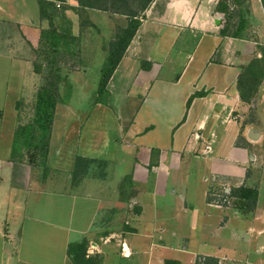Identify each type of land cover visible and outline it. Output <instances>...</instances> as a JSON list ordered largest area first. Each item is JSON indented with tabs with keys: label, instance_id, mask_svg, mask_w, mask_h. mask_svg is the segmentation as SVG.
<instances>
[{
	"label": "crops",
	"instance_id": "0c3cea01",
	"mask_svg": "<svg viewBox=\"0 0 264 264\" xmlns=\"http://www.w3.org/2000/svg\"><path fill=\"white\" fill-rule=\"evenodd\" d=\"M220 1L153 0L107 105L74 122L56 105L42 155L20 157L0 123V264H264V76L247 103L236 89L264 36L230 32ZM36 23L0 32L17 99L34 92Z\"/></svg>",
	"mask_w": 264,
	"mask_h": 264
},
{
	"label": "rangeland",
	"instance_id": "374dc122",
	"mask_svg": "<svg viewBox=\"0 0 264 264\" xmlns=\"http://www.w3.org/2000/svg\"><path fill=\"white\" fill-rule=\"evenodd\" d=\"M38 1L44 4L43 15L38 14ZM82 1L0 0V32L3 34L8 35L7 30L12 34L18 21L26 27L32 28L31 24L35 23L36 26V22L39 27H44L40 38H37L35 52L30 50L34 52L36 74L32 95L25 87L22 90L25 95L17 99L16 90H20L17 88L18 75L10 79L12 68L7 66L6 58L0 56V111L4 114L0 123L4 128L12 121L15 123L12 146L20 157L27 154L31 159L44 153L50 135L49 123L52 122L56 105L71 108L73 112L66 120L72 122L89 113L94 104L107 105L108 92L100 96L96 92L100 70L106 61L109 44L126 27L128 19L123 15L124 7L115 9L107 3L108 10L102 11L94 7V2L91 8ZM127 1L129 8L126 11L130 8L134 10L139 22L143 11L151 3L141 10L146 0ZM226 4V27L230 32L234 34L237 29L250 24L252 32L243 33L244 38L252 39L255 36L258 40V36H264L261 13L259 10L251 11V0H226ZM256 27L262 28L259 35L253 33L257 31ZM13 49L16 50L15 47ZM7 86L11 90L4 92ZM48 94L51 96L45 97ZM95 116H91V119ZM257 129L263 132L264 127ZM95 169L100 173L103 170L106 173L107 170L111 171V168ZM82 181V178H77L76 185ZM83 182L84 185L85 180Z\"/></svg>",
	"mask_w": 264,
	"mask_h": 264
},
{
	"label": "trees",
	"instance_id": "16d2710c",
	"mask_svg": "<svg viewBox=\"0 0 264 264\" xmlns=\"http://www.w3.org/2000/svg\"><path fill=\"white\" fill-rule=\"evenodd\" d=\"M153 0H146L145 4L141 8L144 10ZM96 7L98 10L106 11L107 3L108 5L115 7V9H119L120 7H124L125 11L123 15L127 17V25L125 28L121 29L118 34L115 36L113 41L109 44L108 54L102 69L100 70V78L97 86V94L103 95L107 86V83L115 70L117 64L122 58L126 48L128 47L131 39L135 35L136 29L139 26V22L136 20V12L131 8H129L127 0H83L82 3L85 5H89V7ZM263 9H264V0H260ZM39 4V13L43 15L44 13V4L38 1ZM97 6H96V5ZM114 10V9H113ZM217 10L223 13L225 16L228 11V6L226 4V0H221L217 6ZM115 11V10H114ZM119 11V10H118ZM227 20V18H226ZM263 50V51H262ZM260 50V58L252 60L247 67L243 69L242 75L239 77L236 83V89L239 93V97L242 102H249L250 98L253 97L254 93L259 86L263 76H264V48ZM54 89V88H52ZM51 95H45V97H50ZM198 96V94H197ZM190 102V101H189ZM187 103V105L189 104ZM92 161L84 160L81 158H77L75 161V168L72 174V183L75 184L77 178H81ZM245 200H251L248 197H245ZM205 264H216V261L213 259L206 260Z\"/></svg>",
	"mask_w": 264,
	"mask_h": 264
},
{
	"label": "built area",
	"instance_id": "2783aa9c",
	"mask_svg": "<svg viewBox=\"0 0 264 264\" xmlns=\"http://www.w3.org/2000/svg\"><path fill=\"white\" fill-rule=\"evenodd\" d=\"M211 152V149H210V146L209 145H206L203 149V153L205 155H208L209 153Z\"/></svg>",
	"mask_w": 264,
	"mask_h": 264
}]
</instances>
